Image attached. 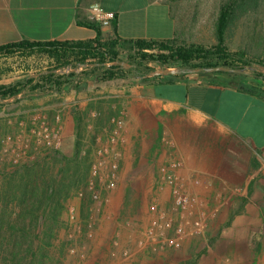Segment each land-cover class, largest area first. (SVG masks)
Instances as JSON below:
<instances>
[{"label": "crops", "instance_id": "0c3cea01", "mask_svg": "<svg viewBox=\"0 0 264 264\" xmlns=\"http://www.w3.org/2000/svg\"><path fill=\"white\" fill-rule=\"evenodd\" d=\"M216 3L0 0V46L23 40H87L99 33L105 39H177L207 46L216 40ZM92 4L112 13L109 25L92 19ZM246 81L216 73L179 74L122 85L125 99L115 102L120 95L112 94L103 113L98 112L99 97L82 101L83 109L98 117V145L100 141L107 145L102 126L110 115L119 108L126 113L122 139L110 149L125 170L122 178L132 186L145 182L153 168L175 159L182 163L176 173L195 194L227 202L221 214L236 221L221 231L210 227L204 264H253L264 258V98L241 88L239 84ZM90 105H96L95 113ZM238 190L237 211L232 209ZM199 238L187 243L196 245Z\"/></svg>", "mask_w": 264, "mask_h": 264}, {"label": "rangeland", "instance_id": "374dc122", "mask_svg": "<svg viewBox=\"0 0 264 264\" xmlns=\"http://www.w3.org/2000/svg\"><path fill=\"white\" fill-rule=\"evenodd\" d=\"M227 2L228 0H217L215 4L213 13L216 27L221 7ZM216 44H218L217 33L215 43L207 47ZM224 46L230 52L244 51L252 57L264 59V0L256 11L243 15L227 28ZM48 65V59L38 54L28 56L16 53L10 56H0V84L15 82L29 74L44 71ZM82 68L79 67L77 70L81 71ZM245 79L249 80L246 81L247 84L257 83L252 76H247ZM81 82L79 89H70L62 94L23 92V96L19 98L21 101L14 100L0 105V185L5 175L25 165L12 164L10 150L17 148L18 144L15 141L5 142L7 136L15 138L22 129L25 130L22 137L28 140L32 149L37 152L36 161L53 162L52 157L56 150L70 158L74 155L78 145L81 148V156H86L88 162L91 163V169L94 164L102 162L98 166L99 180L95 179L96 191L100 199L95 200L92 196L87 201L85 211H82V196L75 190L70 193L63 213L59 238L68 245L66 264H204V259L209 253L206 240L211 241L208 237L210 227L212 231L214 226L216 228L218 226L221 231L236 221L231 215L221 214L223 205L227 202L222 199L214 201L209 200L208 197H201L182 180L185 191L197 198V202L189 210L183 212L174 205L171 187L162 178L160 168L165 165L147 172L144 176L145 182H137L132 186L130 181L123 179L122 174L125 170L122 169L117 155L113 154L110 149L111 145L121 141L122 136L116 142H111L110 137L114 129L111 116L125 117L126 113L119 108L118 113L110 115L102 126L104 128L102 138L107 136L109 140L107 145H105L106 142H102L104 143L102 145L101 141L98 145L96 141L100 127L98 117L90 112L84 114L86 110L83 109L82 101L84 97H99L97 108L100 110L99 113H103L102 109H106L108 99L112 94L120 95L115 98V102L118 99H121L119 101L125 99L124 94H127V91L123 93L124 89L121 87L127 82L117 81L96 86L92 79L87 77L82 78ZM134 82H139V78ZM95 106L90 105L94 113ZM71 111H76L81 116L84 115L80 130H77V122L74 118L72 119ZM36 117L46 119L51 127L61 126L62 144L59 148L35 146L36 137L31 132V128L32 119L38 124L39 119ZM21 121L24 123L23 126L20 125ZM103 148H108L109 151L100 154L98 151ZM72 149H75L73 153ZM113 162H116L118 167L115 171V186L109 188L107 184L112 179L110 168ZM236 192L238 193L232 210L238 211L237 206L241 200L240 190ZM118 195L123 196V200L120 201ZM72 207L75 209L72 213L73 217L70 213ZM196 220H203V229L200 232H197L198 230L193 226ZM180 223L183 224L185 233L180 236L181 246L176 248L169 242L177 237L176 228ZM150 229H154L156 233L154 239L148 236ZM195 236H200L196 245L187 243L188 239L195 238ZM252 242L255 246V240Z\"/></svg>", "mask_w": 264, "mask_h": 264}, {"label": "trees", "instance_id": "16d2710c", "mask_svg": "<svg viewBox=\"0 0 264 264\" xmlns=\"http://www.w3.org/2000/svg\"><path fill=\"white\" fill-rule=\"evenodd\" d=\"M262 1L228 0L221 7L217 21L218 44L210 47L177 39H105L100 33L87 40H23L2 45L0 56L38 54L45 56L49 65L46 70L29 74L21 80L1 83L0 99L17 97L23 92L62 94L70 89H79L84 77L91 78L94 85L102 86L117 81L133 83L137 78L148 82L178 76L142 77L165 66L197 68L224 65L243 68L256 63L264 64L262 58L252 57L244 51L230 52L224 46L227 28L243 15L256 11ZM118 60L131 64V67L113 64ZM79 67H83L81 71L77 70ZM67 68L69 71H59ZM214 73L228 75L235 80L252 76L257 81L256 85L241 82L240 87L264 98L263 72ZM15 100L21 101L19 98ZM0 105L4 103L0 101ZM73 114L77 130H80L84 115L76 111ZM80 153L78 145L70 158L56 150L53 162L38 160L25 164L2 178L0 264H66L68 245L59 239L66 202L73 190L82 193L81 209L85 211L87 201L92 198L88 188L91 163Z\"/></svg>", "mask_w": 264, "mask_h": 264}, {"label": "built area", "instance_id": "2783aa9c", "mask_svg": "<svg viewBox=\"0 0 264 264\" xmlns=\"http://www.w3.org/2000/svg\"><path fill=\"white\" fill-rule=\"evenodd\" d=\"M89 10L91 12V17L94 21L100 23L103 26L109 25L113 15L112 13H109L105 11L102 6L99 4H92L89 7ZM36 119H39V117H36ZM114 123V129L112 131V135L110 137L111 142L118 141L121 136L122 132L125 127V119L124 117H117L113 119ZM32 128L31 132L36 137V147L43 146L44 148H54L57 149L62 144V128L61 126H54L51 127L46 119L40 118L38 120V124L35 123L34 119H32ZM20 125L23 126L24 123L21 121ZM25 132V130H21V133L17 134L15 138L12 136H7L5 142L12 143L16 142L18 144L17 148H12L10 152V160L13 165H20V164H30L36 161L37 159V152L34 151L31 147V144L28 140H24L22 137V134ZM20 145V146H19ZM35 149V148H34ZM108 148L99 149V153H106L108 152ZM102 162L98 164H94L91 169V176L88 180V188L92 191V196L95 200H99L100 196L99 193L96 191V181L98 179V166ZM182 166V163L180 161H172L169 165L162 166L160 168L162 178L166 181V183L171 187L172 191V197L174 205L182 210L183 212L189 210L196 202L197 198L190 195L188 192L185 191L184 185L182 183V178L176 173V170L179 169ZM117 163L113 162L111 165V176L112 179L108 181V187L112 188L115 186L114 178L116 177L115 171L117 170ZM99 180V179H98ZM80 196H82V193H80ZM74 208H70V213L73 217ZM195 229H197V232H200L201 229H203V220H196L194 221ZM185 233V228L182 223H180L176 228V234L177 237H175L172 241L169 242L171 246H174L176 248L181 246L180 236H182ZM148 236L154 239V236H156V233L154 229H150L148 231ZM253 264H264V258L260 257L257 259V261Z\"/></svg>", "mask_w": 264, "mask_h": 264}, {"label": "water", "instance_id": "95a60500", "mask_svg": "<svg viewBox=\"0 0 264 264\" xmlns=\"http://www.w3.org/2000/svg\"><path fill=\"white\" fill-rule=\"evenodd\" d=\"M113 64L125 66L127 68L131 67V64L120 61V60L114 62ZM108 65H111V64H108ZM253 70L264 73V64L256 63V64L245 66L243 68H232V67L224 66V65L212 66V67H197V68H185L181 66H175V67L165 66V67L158 68L154 71H151L142 77H155V76H162V75H179V74H187V73L197 74V73H203V72L211 73V72H217V71L247 74L249 71H253ZM59 71L60 72L69 71V69L67 68V69H62ZM22 96L23 94L21 93L17 97H11V98L4 99V100L0 99V101L3 103H8V102L14 101L16 98H21Z\"/></svg>", "mask_w": 264, "mask_h": 264}]
</instances>
